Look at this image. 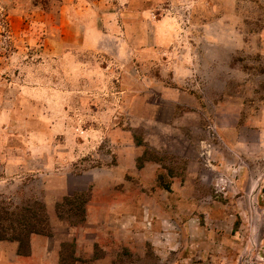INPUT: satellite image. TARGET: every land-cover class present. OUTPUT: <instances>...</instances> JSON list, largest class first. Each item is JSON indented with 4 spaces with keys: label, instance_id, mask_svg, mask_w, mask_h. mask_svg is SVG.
<instances>
[{
    "label": "rangeland",
    "instance_id": "1",
    "mask_svg": "<svg viewBox=\"0 0 264 264\" xmlns=\"http://www.w3.org/2000/svg\"><path fill=\"white\" fill-rule=\"evenodd\" d=\"M0 245L264 264V0H0Z\"/></svg>",
    "mask_w": 264,
    "mask_h": 264
},
{
    "label": "crops",
    "instance_id": "2",
    "mask_svg": "<svg viewBox=\"0 0 264 264\" xmlns=\"http://www.w3.org/2000/svg\"><path fill=\"white\" fill-rule=\"evenodd\" d=\"M34 242L35 241L33 239H31V254L34 252V249H35ZM8 251H9L8 249H6V251H5V248L2 247V245H0V255H1V257H0V264H7V260L4 258L3 253H4V255H6L8 253ZM14 256H16V255H14ZM49 264H52V262L49 263Z\"/></svg>",
    "mask_w": 264,
    "mask_h": 264
}]
</instances>
